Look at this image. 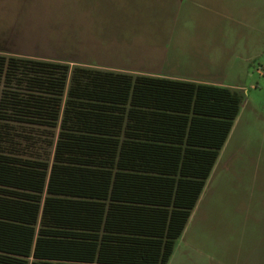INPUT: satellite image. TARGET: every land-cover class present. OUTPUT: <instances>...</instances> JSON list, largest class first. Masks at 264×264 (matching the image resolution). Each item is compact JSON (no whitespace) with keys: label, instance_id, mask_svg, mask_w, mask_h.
<instances>
[{"label":"trees","instance_id":"16d2710c","mask_svg":"<svg viewBox=\"0 0 264 264\" xmlns=\"http://www.w3.org/2000/svg\"><path fill=\"white\" fill-rule=\"evenodd\" d=\"M241 103L228 86L0 52V264H167Z\"/></svg>","mask_w":264,"mask_h":264},{"label":"rangeland","instance_id":"374dc122","mask_svg":"<svg viewBox=\"0 0 264 264\" xmlns=\"http://www.w3.org/2000/svg\"><path fill=\"white\" fill-rule=\"evenodd\" d=\"M163 1L0 0V52L144 69L164 47L167 64L154 74L214 69L222 77L218 68H228V82L242 94L240 111L169 264H264V0L258 25L227 22L210 12L208 0ZM125 30L140 40L151 37L157 49L113 48V34L120 39ZM40 137L29 151L46 147Z\"/></svg>","mask_w":264,"mask_h":264},{"label":"crops","instance_id":"0c3cea01","mask_svg":"<svg viewBox=\"0 0 264 264\" xmlns=\"http://www.w3.org/2000/svg\"><path fill=\"white\" fill-rule=\"evenodd\" d=\"M168 1H170V0H164L163 2H168ZM188 1H191V2L198 4V0H188ZM208 2L210 4H209V7H207V8H209L210 12H214L216 16H218L221 19L227 20V22H230L232 24H237V25H250L251 22H248V21L253 20L255 24H257V25L259 24V21H258L259 20V5L262 8L261 3L263 2V0H208ZM165 4H167V3H165ZM179 5H180V3H178L177 8H180V7H178ZM213 6H216V8H214ZM224 7H225L224 12H221L220 9H222ZM161 8L163 10L162 3H161ZM248 16H250L251 19L250 18L248 19ZM124 32H125V34L121 35L120 39H118L119 38L118 37L119 32L118 33L116 32L115 34H113V45H117L116 47H113V48H119L118 46H120V48L122 50L132 51V47L134 49L135 47L138 46V44H139V46H141V44H142L143 49L149 48V50L154 49V48L157 49V47H158V44L154 45L152 43L151 37L148 38V40L147 39L140 40L141 38L137 35L132 34L131 31L125 30ZM162 49H163L162 50L163 52L159 53V51H158L156 53V56H153V54H155V53L150 54V55H152V57H154V59L156 58V61L153 63L151 68L145 67L143 69V68L138 67V66H131L128 68H115V69L106 68V69L125 71V72H131V73L160 75V74H154L152 72H156L157 70L162 69L164 67V65L167 64V57H166L167 53L164 52V47ZM132 53H133V51H132ZM22 56H26V55H22ZM207 57H209V55ZM209 64L212 66L215 65L212 62ZM96 67H100V66H96ZM210 68L213 69L212 67H210ZM218 69H221V72H224L222 77L212 75L213 73H215V71H218V70H214V69L212 70L213 71L212 73L210 72L209 74H206V75L204 73H195L192 76H190V75H177V74L169 73V75H171V76H169V75H161V76L172 77V78H181V79H187V80H192V81H197V82L213 83V84H217V85H221V86H228L231 88L238 89V86L236 84H231L227 80L228 76L230 75V73H229L230 70L228 68L226 69V67L224 68L223 66L218 68ZM220 153H219L218 158H217V160H216V162H215V164H214V166L210 172L209 177L211 176V174L213 172H215L217 170L216 166L218 165L219 159L221 158ZM208 178H207V180H208ZM207 180H206L204 188H203V190H202V192H201V194H200V196L196 202V205L194 206V208H193V210H192V212L188 218L187 224H186V226H185V228H184V230H183V232L179 238H181L183 233L185 232V230H187V227L189 226V224L191 222V218H192L195 210L198 208L199 202H201V198L205 193ZM175 247H176V242L174 245L172 255L170 256V259H169L167 264H169L171 262V260L173 259ZM186 261H189V260L186 259Z\"/></svg>","mask_w":264,"mask_h":264}]
</instances>
